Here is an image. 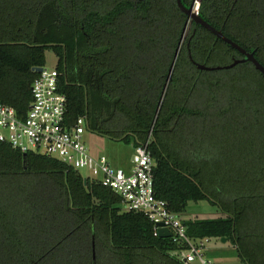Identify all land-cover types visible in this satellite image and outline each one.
Returning <instances> with one entry per match:
<instances>
[{"label":"trees","instance_id":"obj_1","mask_svg":"<svg viewBox=\"0 0 264 264\" xmlns=\"http://www.w3.org/2000/svg\"><path fill=\"white\" fill-rule=\"evenodd\" d=\"M197 1L264 65V0ZM187 20L177 0H0V101L27 115L53 49L69 121L148 144L171 211L201 201L217 211L186 216L189 236L228 238L244 264H264V76L250 61L199 68L244 54L194 20L184 33ZM81 171L0 141V264H195Z\"/></svg>","mask_w":264,"mask_h":264},{"label":"built area","instance_id":"obj_2","mask_svg":"<svg viewBox=\"0 0 264 264\" xmlns=\"http://www.w3.org/2000/svg\"><path fill=\"white\" fill-rule=\"evenodd\" d=\"M60 72L45 66L32 83V102L27 115L0 101V141L24 153L55 156L70 166L87 170L89 177L110 187L122 198L123 208L144 214L159 236L168 228L173 242L184 246L179 256L195 264H216L208 255L210 237L193 239L186 216L169 209L155 189V159L148 144L135 148L130 166H117L106 155L94 156L85 139L86 120L70 122L67 96L60 90Z\"/></svg>","mask_w":264,"mask_h":264},{"label":"rangeland","instance_id":"obj_3","mask_svg":"<svg viewBox=\"0 0 264 264\" xmlns=\"http://www.w3.org/2000/svg\"><path fill=\"white\" fill-rule=\"evenodd\" d=\"M58 57L53 49L46 51L45 67L54 69L57 67ZM85 139L90 152L96 156L106 155L115 165L127 167L133 157L135 147L132 144L115 142L111 139L94 134L85 133ZM84 176H88L87 170L81 171ZM216 210L206 201L199 203L191 202L188 206L187 217L206 218L216 215ZM209 257L216 264H244L238 257L236 247L230 242H223L222 239L212 238L208 244Z\"/></svg>","mask_w":264,"mask_h":264},{"label":"water","instance_id":"obj_4","mask_svg":"<svg viewBox=\"0 0 264 264\" xmlns=\"http://www.w3.org/2000/svg\"><path fill=\"white\" fill-rule=\"evenodd\" d=\"M179 7L187 14L188 16V20L186 22V25L184 27V33L187 30V27L189 25L190 20H194L197 23L205 26L207 29H209L210 31H212L214 34H216L218 37L222 38L223 40H225L226 42L230 43L233 47H235L236 49H238L241 53L244 54V58L242 59H236L232 64L230 65H226V66H207L204 64H200L197 63L196 61H194L196 64H198V67L201 69H207V70H215V69H222V68H230V67H234L235 65H237L238 63H242V62H253L254 65L256 66V68L258 70H260L263 73L264 76V65L256 58L254 52H249L247 51L245 48H243L241 45H239L237 42L233 41L231 38H229L228 36H226L222 30L217 29L216 27H214L213 25H211L210 23H208L206 20H204L200 15H199V9H200V2L197 0H194L193 3L191 4V6L188 8L183 4L182 0H177ZM184 37V34H183ZM182 37V38H183ZM179 50L180 47H178V49L176 50L175 56H174V60L171 64L170 70H169V75H168V79L171 78L172 73H173V69L176 63V59L177 56L179 54ZM35 70L37 72H41L43 70V67H37L35 68ZM163 98V97H162ZM87 181V179H86ZM159 235L161 237H171L172 233L170 232V230L168 228H161L159 230ZM228 240V238H223L222 241L226 242Z\"/></svg>","mask_w":264,"mask_h":264},{"label":"crops","instance_id":"obj_5","mask_svg":"<svg viewBox=\"0 0 264 264\" xmlns=\"http://www.w3.org/2000/svg\"><path fill=\"white\" fill-rule=\"evenodd\" d=\"M128 166H130V164Z\"/></svg>","mask_w":264,"mask_h":264}]
</instances>
